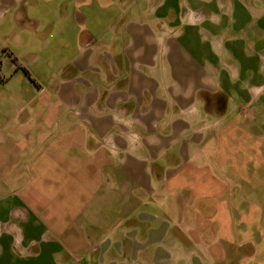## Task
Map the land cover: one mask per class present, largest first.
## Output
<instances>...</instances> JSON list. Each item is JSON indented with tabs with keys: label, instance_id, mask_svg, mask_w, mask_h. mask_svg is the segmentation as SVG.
I'll list each match as a JSON object with an SVG mask.
<instances>
[{
	"label": "crops",
	"instance_id": "1",
	"mask_svg": "<svg viewBox=\"0 0 264 264\" xmlns=\"http://www.w3.org/2000/svg\"><path fill=\"white\" fill-rule=\"evenodd\" d=\"M0 47V264H264V0H0Z\"/></svg>",
	"mask_w": 264,
	"mask_h": 264
},
{
	"label": "rangeland",
	"instance_id": "2",
	"mask_svg": "<svg viewBox=\"0 0 264 264\" xmlns=\"http://www.w3.org/2000/svg\"><path fill=\"white\" fill-rule=\"evenodd\" d=\"M3 60L2 62H5L7 57L5 56V48L0 47V60ZM12 90H18L20 92V78H15L13 80V82L8 85V86H0V111L1 109L3 110V104L1 102V96H3L4 93L6 92H11ZM0 121H1V116H0ZM1 123V122H0ZM1 175V173H0ZM9 180H7V183L10 187L13 186H19L20 185V179L17 178H8ZM1 182V181H0ZM6 189V187L1 186L0 184V189Z\"/></svg>",
	"mask_w": 264,
	"mask_h": 264
}]
</instances>
